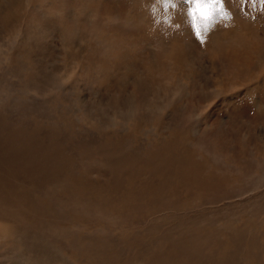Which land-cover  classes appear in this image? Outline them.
Masks as SVG:
<instances>
[{
	"label": "rangeland",
	"instance_id": "rangeland-1",
	"mask_svg": "<svg viewBox=\"0 0 264 264\" xmlns=\"http://www.w3.org/2000/svg\"><path fill=\"white\" fill-rule=\"evenodd\" d=\"M225 7L200 43L155 0H0V264H264V3Z\"/></svg>",
	"mask_w": 264,
	"mask_h": 264
},
{
	"label": "snow or ice",
	"instance_id": "snow-or-ice-1",
	"mask_svg": "<svg viewBox=\"0 0 264 264\" xmlns=\"http://www.w3.org/2000/svg\"><path fill=\"white\" fill-rule=\"evenodd\" d=\"M252 2L256 3L257 0ZM259 2L264 3V0ZM155 3L162 6L165 18L168 17L170 9H177L178 6L182 8L185 23L200 43L204 42V34L219 20L228 19L230 16L225 7V0H155Z\"/></svg>",
	"mask_w": 264,
	"mask_h": 264
},
{
	"label": "bare ground",
	"instance_id": "bare-ground-1",
	"mask_svg": "<svg viewBox=\"0 0 264 264\" xmlns=\"http://www.w3.org/2000/svg\"><path fill=\"white\" fill-rule=\"evenodd\" d=\"M3 103V102H2ZM22 103V102H21ZM11 133V132H10ZM11 138V137H10ZM22 141V140H21ZM27 249V248H26Z\"/></svg>",
	"mask_w": 264,
	"mask_h": 264
}]
</instances>
